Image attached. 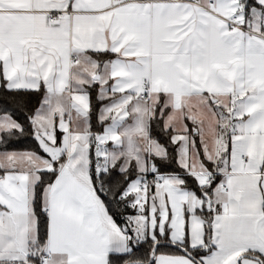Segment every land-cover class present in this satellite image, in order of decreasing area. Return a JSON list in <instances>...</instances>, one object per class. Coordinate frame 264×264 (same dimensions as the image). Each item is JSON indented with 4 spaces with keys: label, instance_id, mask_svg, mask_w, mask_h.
I'll list each match as a JSON object with an SVG mask.
<instances>
[{
    "label": "snow or ice",
    "instance_id": "6c2138e0",
    "mask_svg": "<svg viewBox=\"0 0 264 264\" xmlns=\"http://www.w3.org/2000/svg\"><path fill=\"white\" fill-rule=\"evenodd\" d=\"M0 264H264V0H0Z\"/></svg>",
    "mask_w": 264,
    "mask_h": 264
}]
</instances>
